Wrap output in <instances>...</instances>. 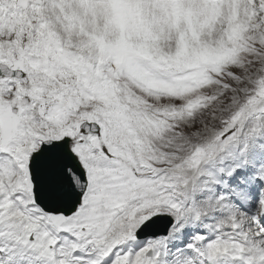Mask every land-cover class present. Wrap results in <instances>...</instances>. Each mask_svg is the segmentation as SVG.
Masks as SVG:
<instances>
[{
    "label": "snow or ice",
    "instance_id": "6c2138e0",
    "mask_svg": "<svg viewBox=\"0 0 264 264\" xmlns=\"http://www.w3.org/2000/svg\"><path fill=\"white\" fill-rule=\"evenodd\" d=\"M0 264H264V0H0Z\"/></svg>",
    "mask_w": 264,
    "mask_h": 264
}]
</instances>
